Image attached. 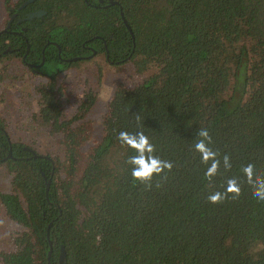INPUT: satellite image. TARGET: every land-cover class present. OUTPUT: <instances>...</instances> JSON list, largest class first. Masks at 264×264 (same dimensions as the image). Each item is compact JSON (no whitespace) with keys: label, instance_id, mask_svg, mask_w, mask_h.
Here are the masks:
<instances>
[{"label":"trees","instance_id":"trees-1","mask_svg":"<svg viewBox=\"0 0 264 264\" xmlns=\"http://www.w3.org/2000/svg\"><path fill=\"white\" fill-rule=\"evenodd\" d=\"M43 1L56 10L29 31L37 45L68 37L77 50L91 36L112 34L108 45L119 65L153 70L135 85H118L102 138L86 151L93 90H82L67 116L52 69L32 118L60 136L62 155L33 157L13 143L6 157L0 118V164L11 175L0 205L19 227L12 249H0L1 262L48 264L51 248L49 262L59 264L62 247L65 264H264V201L240 171L252 162L264 172V0H119V13L84 0ZM200 128L221 158H231L232 168L221 163L211 183L193 149ZM122 130L143 131L155 155L173 162L150 189L132 180L126 161L135 153L118 141ZM230 177L238 178L240 197L210 203L208 194L223 191Z\"/></svg>","mask_w":264,"mask_h":264},{"label":"rangeland","instance_id":"rangeland-1","mask_svg":"<svg viewBox=\"0 0 264 264\" xmlns=\"http://www.w3.org/2000/svg\"><path fill=\"white\" fill-rule=\"evenodd\" d=\"M4 0H0V26L6 20V12L3 10ZM12 60V58H10ZM20 65V63L18 62ZM22 67V66H20ZM20 69V68H16ZM27 75L26 77H5L0 80V118L6 125V130L11 140H21L27 146H30L41 154L62 155L61 147L57 144L60 138L57 134L51 135L43 126L37 125L32 118L34 113L39 110V94H37V85L43 78L29 73L21 68ZM153 70L137 73L132 68L131 61L116 66L105 62L104 55L98 53L91 58H85L76 62L71 67L66 68L60 79L63 80L60 85L64 87V104L66 115L71 116L76 107L74 102H79L82 89L91 85V89H97L96 101L85 114V119L90 124V138L81 146L82 151L102 138V120L106 113V103L113 91L119 84L129 86L141 82ZM19 75L17 70H12ZM5 74V73H3ZM24 75V74H23ZM100 76V78L98 77ZM45 83V82H44ZM49 132V133H48ZM110 163V162H108ZM11 175L4 164H0V192H8L10 189ZM102 192V190H101ZM19 227L4 215L0 205V248L4 249L11 244V235ZM11 240H10V237ZM0 264L1 260H0Z\"/></svg>","mask_w":264,"mask_h":264},{"label":"flooded vegetation","instance_id":"flooded-vegetation-1","mask_svg":"<svg viewBox=\"0 0 264 264\" xmlns=\"http://www.w3.org/2000/svg\"><path fill=\"white\" fill-rule=\"evenodd\" d=\"M84 1L89 6L100 8L101 10H117L118 13L119 10H122V8L119 6V0ZM45 4L48 3H45L43 0H4L3 10L6 12V20L4 21L3 25L0 26V80L4 75L5 77L10 78L15 76L21 78L26 77L27 75L21 69L25 68L27 72L33 73L38 75L40 78H43L41 83L37 85L36 90L38 92L40 85H43L44 82L45 84L48 83V81L51 79V73H49L51 69L54 71V82L56 85H60L62 82H64L60 79V77L64 74L62 72L66 68L71 67V64H75L76 62H79L85 58L96 56L98 53H102L104 55L106 63L116 66L119 65V53L115 50L111 52L108 45L109 39L114 38L112 34H110L107 38H102V36L100 37L98 35L91 36L90 38L85 39V41L80 47L77 48V50H73L74 46L68 44V41H71L68 37H66L64 44L59 43L54 36L52 39H44V42L41 43V45H37L36 41H31L28 33L30 30L35 29L33 28L35 20L47 15L49 10H56L54 7L52 9L47 8ZM96 40L102 42V45H100V43H98ZM10 58H12V60H10ZM12 70H17L19 75L14 73ZM98 77L100 78V76ZM90 88L91 85H88L82 90H90ZM95 90L97 89L93 90L95 95L94 102L96 101L97 96V92H95ZM37 94H39V92ZM110 100L111 96L108 99V102ZM108 102L106 103L107 105ZM5 133L8 135L7 130H5ZM8 140V153L6 157H13V143H21L24 146L22 149H28L29 153H31L33 157L47 155L37 152L30 146H27L21 140H11L9 135ZM11 249L12 242L9 247H5L2 250L10 251ZM51 253L49 254L48 251V264ZM1 263L4 264L3 262Z\"/></svg>","mask_w":264,"mask_h":264},{"label":"clouds","instance_id":"clouds-1","mask_svg":"<svg viewBox=\"0 0 264 264\" xmlns=\"http://www.w3.org/2000/svg\"><path fill=\"white\" fill-rule=\"evenodd\" d=\"M136 120H140L138 115ZM197 137L198 139L194 143L193 149L200 154V162L207 166L204 177L211 183L213 178L219 173L221 163L225 171L232 168L231 158L228 154H224L221 158L220 153L213 150L210 146L212 144V136L207 128L198 129ZM117 139L121 146H126L135 153L129 156L126 161L131 166V177L134 182L138 181L150 189L154 176H160L163 173L166 178L167 172L172 170L173 162L163 160L155 155V145L150 142L149 137L143 131L132 133L122 130L118 133ZM240 171L246 178V183L251 187L252 195L257 200L264 201V172L258 174L256 165L252 162L242 165ZM160 186L157 183L156 187ZM223 187V191L209 193L207 200L212 204H219L226 199L236 200L240 197L241 186L237 177L228 178Z\"/></svg>","mask_w":264,"mask_h":264},{"label":"water","instance_id":"water-1","mask_svg":"<svg viewBox=\"0 0 264 264\" xmlns=\"http://www.w3.org/2000/svg\"><path fill=\"white\" fill-rule=\"evenodd\" d=\"M122 18H123V21L126 24L127 28L130 30L131 36H133L129 24L126 22L124 17H122ZM46 188L48 189V184H47ZM46 192H47V190H46ZM49 244H51V242H49ZM50 253H51V248L49 249V254ZM49 264H50V262H49ZM59 264H65V252H64V249L62 247H61V251H60V255H59Z\"/></svg>","mask_w":264,"mask_h":264}]
</instances>
